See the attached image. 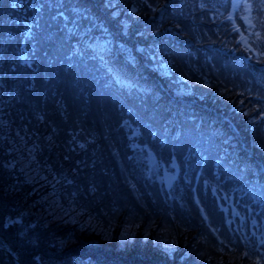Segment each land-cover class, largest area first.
I'll use <instances>...</instances> for the list:
<instances>
[{"label": "trees", "instance_id": "1", "mask_svg": "<svg viewBox=\"0 0 264 264\" xmlns=\"http://www.w3.org/2000/svg\"><path fill=\"white\" fill-rule=\"evenodd\" d=\"M38 1H41V9L32 8L25 14L29 18L37 15L33 30L26 32L27 27H24V21L13 8L12 0H0V55H5L4 63L1 64L0 59V90L5 99L3 101L0 97V263L231 264L235 261L236 264H253L248 259L239 260L237 255L240 256V251L216 250L211 236L199 224L196 213L183 208L181 213L192 223L188 231H176L181 232L178 238L184 233L189 234L183 250L190 256L183 262L169 261L158 254L149 255L138 250L119 253L114 240L111 243L87 244L77 232L79 228L72 223L46 226L42 222H34L32 216L22 217V211L29 205L25 196L32 186L28 183L17 184L21 177L15 176L8 164L18 156L9 153V149H14L11 142H15V146L36 147L38 162L44 173L66 181V184L62 182L63 205L70 210L71 206L84 217L95 218L106 231L112 230L118 234L124 226L140 222V227L150 228L156 246L164 244V239L171 234L168 229L173 231L172 227L163 224L164 220H168L166 215L150 211L145 206L148 204L146 190L142 188L138 194L125 183L120 162L107 138L112 133L94 113L95 105L102 99L99 90L111 88L141 123L151 128H161L164 136H169L174 127L179 136L197 128H206L211 123L206 120L201 123L199 118L208 108L230 118L231 126L223 124V130L233 137L235 132L239 133L240 137L235 139L237 143L245 138V143L249 144L252 133L249 130V115L258 113L252 99V95L257 93V86L247 83L246 87L251 89L238 95L240 90L244 91L243 87L230 83L228 80L233 79L230 74L223 75L220 67L225 55L215 45L217 38L202 33L211 25L199 19L197 12L191 13L187 19L178 18L184 10L187 12L192 0L119 2L130 13L129 17L139 22L138 26L143 31L158 30V35L147 43V51L157 54L160 49L164 58L173 61L175 72L184 76L182 83L193 90L207 94L212 92L214 102L220 104L222 111L208 100L210 95L192 92L180 97L169 88L167 76H161L156 71L148 76L149 73L142 69L143 64L135 59L136 64L132 59L131 55H138L134 48H129L130 55L122 45L113 42L137 43L135 39L138 38L128 40L123 26L102 9L103 2L100 0ZM170 22H178L180 27L176 31L183 36L178 37V33L173 36L167 31ZM100 23L108 27L113 42L103 52L102 58L89 42L106 37L101 33ZM187 36L194 40L193 46L186 45ZM22 44L28 50L29 63L19 60ZM2 48L4 51L1 52ZM69 53L81 60L80 65H70L71 61L67 58ZM78 53L86 57L93 54L95 57L86 60ZM188 53L199 55V63L190 62L187 65L185 56ZM17 56L18 60L15 59ZM233 60L236 62L233 73L243 74L246 79L256 78L257 82L264 78V70L258 66L235 58ZM230 63L229 60L225 61V65L232 69ZM109 65H117L126 75L139 77L153 85L159 92L157 100L152 94L144 96L134 88L128 89L132 86L129 83H118L115 77L107 73ZM172 76L176 77V74ZM235 98L244 99L239 113L233 116L227 110L232 107L229 101ZM255 121L254 125L257 126L258 122ZM246 126L247 130H244ZM87 134L95 136L96 140L79 144L78 141H86ZM93 154V161L90 162ZM114 190L119 192V197ZM33 198L29 197V200ZM20 217L22 222L17 221ZM154 223L158 226L153 229ZM195 227L201 229L197 236L190 238L191 230ZM62 239L69 240L67 245ZM72 239L75 242L70 244Z\"/></svg>", "mask_w": 264, "mask_h": 264}, {"label": "rangeland", "instance_id": "2", "mask_svg": "<svg viewBox=\"0 0 264 264\" xmlns=\"http://www.w3.org/2000/svg\"><path fill=\"white\" fill-rule=\"evenodd\" d=\"M100 1L105 3H102V9L106 13L109 12V16L118 20L123 26L124 32L129 36H127L128 40L138 38L135 39L137 43L134 41L113 42L122 45L129 54V48H134L138 55L135 53L130 55L134 62L136 59L137 63L143 64L142 69L149 73L148 76L152 75L153 71L161 76H167L169 88L180 97L192 94V92L207 94L193 90L188 84L182 83L185 80L184 76L175 72L173 61L164 58L160 49L157 50V54H150L147 51V43L152 40L153 36L158 35V30L143 31L142 27L138 26L139 22L129 17L130 13L124 10L125 6H120L119 0ZM228 3L229 0H192L187 12L184 10L183 15H179L178 18L187 19L191 13L197 12L199 19L211 25V28L202 33L208 37H216L215 45L225 55L221 59L220 67L223 75L230 74L233 79L228 81L234 86L245 87L247 83L257 86V93L252 95V99L255 101L258 113L255 116L249 115L248 121L251 123L249 130L252 131L249 144L245 143L247 142L245 138L240 139L239 143L235 141L240 134L235 132L237 130L234 125H232L235 130L232 129L235 132L234 137L223 130L225 125L231 126V120L221 112L217 113L205 108L199 119L201 123L204 120L211 123L206 128H197L195 131L179 136L176 134L177 128L174 127L169 136H164L161 128H151L141 123L132 109L122 102L118 97L119 94L113 93L111 88L98 91L102 99L95 105L94 113L99 120L105 122L109 132L112 133V135H107V138L117 161L124 167V171L121 172L122 176L131 187L136 184V187L146 190L148 204L145 206L150 211L164 213L168 220H164L163 224L173 228V231L168 229L171 234L167 236V239L162 238L166 240L164 244L156 246L157 242L153 241L150 228L140 227V222L136 225H126L116 234L112 230L106 231L101 223L95 221V218L84 217L71 206V210L66 208L62 203L64 200L61 191L66 181L44 173L38 162L36 147L15 146V142H11L14 149H9V153L13 152L18 156L16 155L17 157L10 160L8 164L14 170L15 176L21 177L17 180V184L28 183L32 186L25 196L29 205L22 211V217L32 216L34 222H42L46 226L53 223H72L79 228L77 232L87 244H98L102 241L111 243L114 240L117 243L116 251L119 253L138 250L149 255L158 254L169 261L183 262L190 256V253H185L183 250L187 246L189 234L184 233L178 238L181 232L176 231H188V228L192 226V223L181 213L182 207L187 205L196 208V217L203 229L216 226V235H210L216 250L240 251V256L237 255L239 260L248 259L253 264H264V170L260 165H264V152L261 151H264V78L257 82L256 78L246 79L243 74H237L235 71L233 73V68L236 66L233 58L247 63L243 60L246 58L249 62L247 64L253 63L264 70V31H259V35L250 39L247 34L254 47L252 49L245 42L246 38L234 29L228 18ZM12 6L17 10L19 18L24 21V27H27L26 32L33 30L37 15L29 18L25 14L32 8L40 10L41 1L12 0ZM60 14L65 19L67 18L63 12ZM248 19L251 29L261 28L256 12L251 10ZM98 26L101 28L102 35L106 37L92 39L89 42L102 58L103 52L109 49L113 42L108 27L103 23ZM178 27H180L178 22H170L166 29L171 35L175 36L178 33V37H181L183 34L176 31ZM186 40L187 46L194 45L192 37L187 36ZM76 43L77 40L74 41L75 45ZM2 51L4 48L1 49ZM78 56L86 60L95 57L93 54L86 57L81 53H78ZM3 58L5 55L1 54V64L4 63ZM67 58L71 61L70 65L78 66L81 63V60L75 58L73 53H69ZM15 59L18 60V56ZM19 60L22 63L31 62L28 50L23 44ZM185 60L187 65L190 62L197 64L200 57L197 54L188 53ZM228 60L231 62L232 69L225 65V61ZM115 67L118 66L109 65L107 73L115 77L118 83H129L132 86L128 89L134 88L136 92L144 96L152 94L157 100L159 92L153 85L147 84L139 77L126 75L120 67L118 69ZM50 74L47 76L49 77ZM172 74H176V77ZM248 89L251 87L244 91L240 90L237 94L248 93ZM2 94L0 90V97L5 101ZM211 94L213 93L207 94L210 95L208 100L215 108L222 111L220 104L214 102L215 96ZM243 99L230 100L229 104L232 107L228 108L227 113L233 116L234 113H239ZM254 120L258 122L257 126L254 125ZM244 130H247V126ZM85 137L86 141H78L79 144L96 140L93 135L87 134ZM24 150H27L26 154ZM93 156L94 154L90 162L93 161ZM164 168L172 170L176 179L169 190H166L163 185L162 170ZM114 192L117 197L120 196L119 192L116 190ZM33 196L34 198L29 200V197ZM172 206L176 207L177 211L170 215L168 210ZM22 220L21 217L17 219L19 222ZM156 226H158L157 223H154L152 228ZM200 229V227L192 229L190 238L197 236ZM242 238L245 240L244 243L241 241ZM61 241L65 245L69 242L63 239ZM74 242L73 239L70 240V244ZM231 264H236V262L233 261Z\"/></svg>", "mask_w": 264, "mask_h": 264}, {"label": "snow or ice", "instance_id": "3", "mask_svg": "<svg viewBox=\"0 0 264 264\" xmlns=\"http://www.w3.org/2000/svg\"><path fill=\"white\" fill-rule=\"evenodd\" d=\"M241 6H243L244 7V9L246 10V11H248L249 12V14H250V12H251V8H252V5L251 4H249V3H244L243 5H241V4H239V3H237V4H233V9L235 10V9H238V8H240ZM133 11H135V9H133ZM232 17L230 16L229 17V19H231ZM244 19L245 20H248V17H244ZM250 22V21H249ZM257 35H259V34H257ZM246 42V41H245Z\"/></svg>", "mask_w": 264, "mask_h": 264}, {"label": "water", "instance_id": "4", "mask_svg": "<svg viewBox=\"0 0 264 264\" xmlns=\"http://www.w3.org/2000/svg\"><path fill=\"white\" fill-rule=\"evenodd\" d=\"M164 177H165L166 187H169L172 184V175L165 173Z\"/></svg>", "mask_w": 264, "mask_h": 264}]
</instances>
